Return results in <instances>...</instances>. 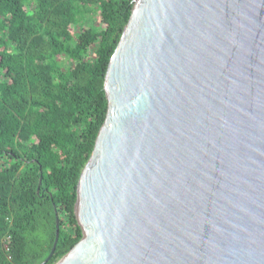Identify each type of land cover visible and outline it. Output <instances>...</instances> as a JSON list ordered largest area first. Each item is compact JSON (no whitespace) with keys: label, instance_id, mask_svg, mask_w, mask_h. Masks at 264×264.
Segmentation results:
<instances>
[{"label":"water","instance_id":"95a60500","mask_svg":"<svg viewBox=\"0 0 264 264\" xmlns=\"http://www.w3.org/2000/svg\"><path fill=\"white\" fill-rule=\"evenodd\" d=\"M103 89L55 264H264V0H133Z\"/></svg>","mask_w":264,"mask_h":264},{"label":"trees","instance_id":"16d2710c","mask_svg":"<svg viewBox=\"0 0 264 264\" xmlns=\"http://www.w3.org/2000/svg\"><path fill=\"white\" fill-rule=\"evenodd\" d=\"M133 0H0V264H55L81 238L80 173ZM38 189V192H37Z\"/></svg>","mask_w":264,"mask_h":264}]
</instances>
